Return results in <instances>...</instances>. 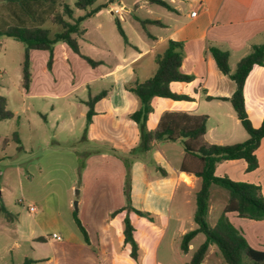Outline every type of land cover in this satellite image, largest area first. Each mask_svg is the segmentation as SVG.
<instances>
[{"label":"crops","instance_id":"0c3cea01","mask_svg":"<svg viewBox=\"0 0 264 264\" xmlns=\"http://www.w3.org/2000/svg\"><path fill=\"white\" fill-rule=\"evenodd\" d=\"M114 1L107 0L103 3H96L95 0L93 6L106 4V7L87 18L102 15L103 9H107L112 15L120 14L122 9L113 3ZM164 1L172 9L162 6L167 12L147 18L134 15V19L141 24V31L145 33L148 42L143 40V36H139L136 43H131L121 25L127 40H124L118 33L125 45L128 46H124L120 52L114 51L108 44L101 31V22L96 26L92 25L95 43L90 41L89 48L85 49L84 38H86L87 28H84L85 33L78 39L80 52L96 61L97 65L95 66L90 65L65 43L54 45L50 68L47 67L49 58L47 50L31 49L29 51L31 81L28 88L22 87V95L51 99V101L60 100L69 105L73 103V99L83 103L87 109L80 112L84 121H81L79 130L82 135L85 133V140L94 141L98 145L93 149L86 145L81 148L83 153H79L78 159L82 158V171L78 176L73 175L69 179V189L77 190L76 215L86 231L88 242L85 241L77 227L73 213L65 221L60 216L58 196L38 198L43 214L36 217L35 225L41 232L45 230L47 238L34 234L30 237L31 240L41 241L44 238L47 239V242L56 240L48 238V231L43 229L39 220L41 216L47 218L50 211L56 225L60 228L64 227L66 233L64 239L56 231L51 233L60 236L58 241H61L60 248L63 254L59 256L55 253L53 256L39 260L50 261L53 264H158L159 243L171 228L180 241L186 231L197 227V225L193 226L194 221H190L187 226L184 216L188 204L192 202V195L195 202V193L199 188L200 179L191 173L179 171V166L185 157L181 141L153 139L150 149L144 150L140 144V132L137 124L129 117V114L139 107V99L128 89L134 82L139 81L135 65L145 55L153 51H163L168 40L183 43V60L180 70L193 77L190 82L173 81L169 87L175 82L186 83L188 87L192 86L193 93L174 91L170 87L173 92L188 94L192 99L173 100L153 97L151 100L152 111L146 121L147 129L155 130L164 112L179 111L207 116L204 140L208 143L233 144L242 142L248 137L245 130H239L238 125L241 123L237 119L231 103L223 99L232 95L235 90V82L219 71L208 46L213 45L227 50L229 66L233 71L237 62L250 51L253 45H264V0ZM118 4L124 6L123 10L126 12L134 11L139 5L147 7L149 14L153 13L150 8L153 3L146 0L135 2L133 9L123 0L118 1ZM2 11L4 12V10ZM193 11L196 12L195 15H191ZM84 12V10L75 9L74 15L79 16ZM116 18H114V22ZM145 20H156L157 23L142 24L141 21ZM147 25H157L162 29V32L152 35L146 31ZM260 79L264 80V66H255L244 85L248 116H250V109L248 107L247 84L249 81L255 84ZM196 83L199 84L198 90H194L193 87ZM92 85H95L94 90H91ZM259 88L260 86H258L255 100L262 111L263 119L264 89ZM102 92L105 94L94 103L91 122L86 126L88 110L86 101ZM156 98L168 99L172 104L170 107L163 106ZM183 103L190 106L185 108L182 106ZM203 103L208 105L215 103L216 107L224 108L223 114L229 118L230 123L224 124L219 133L216 130L221 126L220 122H214V125L210 124L211 116L214 118L217 116L213 111L197 113ZM54 111L55 108L51 105L50 112L54 113ZM11 113V117L14 116L15 113ZM43 117L46 118L44 115ZM59 119L61 117L57 113L56 120ZM74 120L73 114L67 109L65 127L68 125L71 132ZM207 135L210 139L207 138ZM139 149L141 150L140 154L143 152L151 154L154 159L151 164L155 173L150 180L142 159L136 157L129 164L121 160L122 154L137 153L136 150ZM116 152L120 153L121 157L116 156ZM255 155L258 166L252 171L246 170L247 163L240 158L219 162L214 173L217 176H227L234 181L257 184L264 196V136L255 150ZM127 178L130 181L129 194L132 208L148 213L150 219L140 216L130 209L113 214L126 205L124 189ZM218 189L220 188H214L212 191ZM221 191L223 207L226 201V192L222 189ZM176 197H178V202L172 226L171 212ZM71 203L72 199L66 203L67 213ZM47 208L50 210L47 211ZM210 210L211 205H209ZM36 212L37 208L35 212L31 213ZM226 215L249 246L264 251V219L254 220L240 217L235 211H229ZM126 216L134 227V238L138 245L137 259L130 257L129 247L123 242L124 218ZM189 218L193 220V213ZM157 232H160L158 242L154 241ZM170 247H174L172 242H170L169 249ZM192 248L193 245L190 243L189 249ZM29 262L27 259L25 260V264ZM201 264H225V262L222 261L219 254L208 250Z\"/></svg>","mask_w":264,"mask_h":264},{"label":"trees","instance_id":"16d2710c","mask_svg":"<svg viewBox=\"0 0 264 264\" xmlns=\"http://www.w3.org/2000/svg\"><path fill=\"white\" fill-rule=\"evenodd\" d=\"M113 1V0H111ZM168 9L172 7L164 0H146ZM95 0H76L70 6L64 0H0V34L12 37L24 44V57L22 61L23 88H28L31 81L29 51L31 49H44L49 52L47 67L50 68L53 56V47L57 43H65L75 53L95 66L97 62L80 52L78 39L84 33L80 26L82 20L96 11L106 7V4L95 5ZM90 7V9H88ZM75 9L84 10L82 15L75 16ZM4 10V12L2 11ZM142 24L157 23L156 20L141 21ZM118 32L127 40L118 18L115 19ZM208 50L215 63L224 75L235 82V90L228 100L237 119L246 131L248 137L242 142L233 144H214L204 140L207 130V116L203 114H190L187 112H164L155 130H148L146 121L152 111L153 97H164L173 100H191V96L184 93L173 92L169 84L173 81L190 82L193 77L180 70L183 60V43L168 40L163 51L155 55L156 69L153 74L143 81H136L128 89L139 99V107L129 114L137 124L140 132V144L144 150L151 147L153 139L168 141H181L185 157L179 171L195 175L200 179V185L195 193V210L193 221L197 227L186 231L180 240V249L189 250V245L197 234H203V242L193 250L187 264H201L210 247L216 245L225 264H264V251L257 250L248 245L243 235L232 225L226 213L235 211L240 217L263 220L264 196L260 186L254 183L234 181L227 176L215 175V167L219 162L228 159H244L246 170L252 171L258 166L255 150L264 136V117L259 126H253L245 104V81L255 66H264V45H253L250 51L243 56L231 71L229 66V52L217 46L210 45ZM102 92L86 101V126L91 122L94 103L104 95ZM4 100L3 97H0ZM12 113L6 111L0 103V119L10 117ZM15 139L19 141L16 135ZM5 138L4 143H6ZM226 191V202L222 207L214 224H209L207 215L210 205V196L214 188ZM130 181L125 180L124 194L126 205L114 213L130 209L140 216L148 217V213L132 208L130 204ZM0 212L7 219L13 217L6 207L1 204ZM75 223L81 231L85 241L88 242L86 231L73 213ZM150 219V217H148ZM123 242L129 247V255L137 259L138 245L134 238V227L126 216L124 218Z\"/></svg>","mask_w":264,"mask_h":264},{"label":"rangeland","instance_id":"374dc122","mask_svg":"<svg viewBox=\"0 0 264 264\" xmlns=\"http://www.w3.org/2000/svg\"><path fill=\"white\" fill-rule=\"evenodd\" d=\"M64 1L73 6L76 0ZM105 1L107 0H96V3H103ZM118 1L120 0H115L113 3L122 9L120 14L114 13L112 15L107 9H103L102 15L97 17L91 16L89 19L82 20L80 26L83 29L87 28L86 38H84L85 49L89 48L90 41L95 43L92 25L96 26L99 22L102 23L101 31L103 32V36L114 51L120 52L124 46H128L125 45L116 29L115 17L120 20L131 43H136L139 36H143V40L148 42L145 33L141 31V24L134 19V15L147 18L167 12L165 8L155 4L150 5L153 11L150 14L147 12V7H140L139 5H137L134 11L126 12L123 10L124 6L119 5ZM123 1L126 4H130V7L133 9L135 2L143 0ZM146 31L152 35H158L162 32V29L157 25H147ZM157 52L153 51L145 55L135 65L139 81L147 79L155 71V54ZM23 57L24 44L12 37L0 34V97L4 98V100L0 99V103L6 111L15 113L12 117L0 119V205L3 204L7 211L13 214V217L7 219L0 212V264H25L26 259L30 261L28 264H53L50 261L47 262L39 259L53 256L55 253L59 256L62 255L63 253L60 248L61 241L47 242V239L45 240L44 237L41 241H32L30 238L34 234L45 236V230L41 232L35 225V220L40 214H43L40 210L42 207L37 199L44 196L49 198L58 196L60 205L58 206V210H60V216L64 221L72 213L76 212L77 190L69 189V179L73 175L78 176L82 171V158L78 159L79 153H83L81 148L86 145L90 149H93L98 147V145L94 141L85 140V133L82 135V132L79 130L81 121H84L80 112L87 109L83 103L73 99V103L69 105L60 100L51 101V99L22 95ZM263 81L260 79L255 84L249 81L247 84L249 117L255 127L259 126L262 121V111L259 109L257 100H255V95L258 92V86H260L259 89H264ZM170 87L174 91H190V93H193L192 86L188 87L186 83L175 82ZM193 87L194 90H198L199 84L196 83ZM94 88L95 85H92L91 90H94ZM156 99L160 100L161 105L166 107H170L172 104L168 99ZM51 105L55 108L54 113L50 112ZM182 106L188 108L190 105L183 103ZM67 109L68 112L73 114L75 119L72 132L71 130L69 131L68 125L65 127ZM199 111L203 113L213 111L217 115L215 118L211 116L210 124L214 125V122H220L221 126L216 130L218 133L222 130L224 124L230 123L229 118L223 114L224 108L216 107L215 103L209 105L203 103L199 110H197V113ZM57 113L61 117L59 120H56ZM238 128L240 131H244L241 125H238ZM14 135L20 140L17 141ZM5 138H7L6 143H4ZM207 138L210 139L209 135H207ZM136 151L137 153L122 154L121 160L129 164L134 158L139 157L146 165L149 180L152 179L155 173L151 164L154 162L152 155L144 154V152L140 154V149ZM116 156L121 157L120 153L117 152ZM221 192V188L211 192L212 195L209 201L211 210L208 211L207 215L209 224H214L221 212V203L223 201ZM193 197L192 195V202L188 204V208L185 210L184 219L187 226L190 221L193 222L192 218H189L193 213L192 211L195 210ZM177 198H175L171 212L173 218L172 226L178 202ZM71 199L72 203L68 207L67 213L66 203L70 202ZM29 204H33L37 208L36 213L29 212ZM49 210L47 208V211ZM47 215V218L41 216L39 220L43 225V229H47L48 238H52V231H56L64 239L66 236L64 227L60 228L56 225L51 211L50 215L49 213ZM193 226H196L194 222ZM156 236L154 241L158 242L160 240V232H157ZM204 238L203 234H197L191 241L193 248L187 252H183L179 247V238L177 234L174 235L171 228L159 243L158 264H187L193 250L203 242ZM170 242L174 244V247H170L169 249ZM208 250L222 257L216 245H210Z\"/></svg>","mask_w":264,"mask_h":264},{"label":"built area","instance_id":"2783aa9c","mask_svg":"<svg viewBox=\"0 0 264 264\" xmlns=\"http://www.w3.org/2000/svg\"><path fill=\"white\" fill-rule=\"evenodd\" d=\"M115 11L117 12V10L115 9ZM195 11L191 12V15H195ZM28 210L30 212H35L36 211V207L33 205V204H29L28 205ZM52 238L56 239V240H59L60 239V236L56 235L55 233L52 234Z\"/></svg>","mask_w":264,"mask_h":264}]
</instances>
